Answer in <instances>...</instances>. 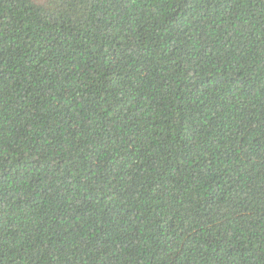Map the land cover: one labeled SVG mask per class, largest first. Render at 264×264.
<instances>
[{
    "label": "trees",
    "instance_id": "trees-1",
    "mask_svg": "<svg viewBox=\"0 0 264 264\" xmlns=\"http://www.w3.org/2000/svg\"><path fill=\"white\" fill-rule=\"evenodd\" d=\"M0 264H264V0H0Z\"/></svg>",
    "mask_w": 264,
    "mask_h": 264
}]
</instances>
